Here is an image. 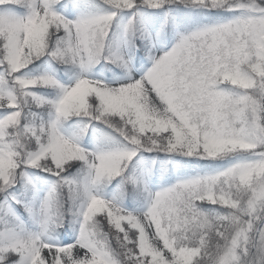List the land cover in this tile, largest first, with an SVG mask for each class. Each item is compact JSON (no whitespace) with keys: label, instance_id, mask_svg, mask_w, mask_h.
Returning a JSON list of instances; mask_svg holds the SVG:
<instances>
[{"label":"snow or ice","instance_id":"6c2138e0","mask_svg":"<svg viewBox=\"0 0 264 264\" xmlns=\"http://www.w3.org/2000/svg\"><path fill=\"white\" fill-rule=\"evenodd\" d=\"M0 264H264V0H0Z\"/></svg>","mask_w":264,"mask_h":264}]
</instances>
